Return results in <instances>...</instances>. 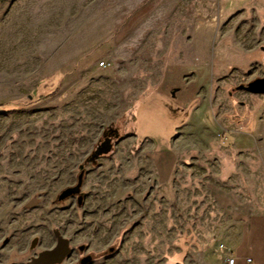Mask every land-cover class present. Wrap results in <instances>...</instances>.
<instances>
[{
    "label": "rangeland",
    "instance_id": "obj_1",
    "mask_svg": "<svg viewBox=\"0 0 264 264\" xmlns=\"http://www.w3.org/2000/svg\"><path fill=\"white\" fill-rule=\"evenodd\" d=\"M260 78L264 0H0V264L55 232L62 264L82 247L91 264H228L223 201L264 214V95L238 90Z\"/></svg>",
    "mask_w": 264,
    "mask_h": 264
},
{
    "label": "crops",
    "instance_id": "obj_2",
    "mask_svg": "<svg viewBox=\"0 0 264 264\" xmlns=\"http://www.w3.org/2000/svg\"><path fill=\"white\" fill-rule=\"evenodd\" d=\"M173 170L174 167L170 175H168V181L173 174ZM223 204L230 212V216L237 226L235 229L237 241L231 251V258L235 260L234 264H248V259H251L253 264H264L259 257L252 256V252L258 247L256 239H258L262 231L264 232V214L255 212L246 203L231 198L224 200Z\"/></svg>",
    "mask_w": 264,
    "mask_h": 264
},
{
    "label": "water",
    "instance_id": "obj_3",
    "mask_svg": "<svg viewBox=\"0 0 264 264\" xmlns=\"http://www.w3.org/2000/svg\"><path fill=\"white\" fill-rule=\"evenodd\" d=\"M240 91H245L253 95H264V78L256 79L246 86H240ZM112 145L104 149L102 152H97L96 156L99 157L102 154H108L112 150ZM94 158V156H93ZM83 168V167H82ZM83 182V173L79 176L78 185L76 187L69 188L62 192L59 196V201H63L72 195L80 192ZM58 243L52 250L42 252L38 257L32 259L28 264H62L71 253L69 241L57 234Z\"/></svg>",
    "mask_w": 264,
    "mask_h": 264
},
{
    "label": "flooded vegetation",
    "instance_id": "obj_4",
    "mask_svg": "<svg viewBox=\"0 0 264 264\" xmlns=\"http://www.w3.org/2000/svg\"><path fill=\"white\" fill-rule=\"evenodd\" d=\"M116 138H115V136H114V134H110V133H108L107 135H105V142L103 143V142H100L99 144H98V146L95 148V150L92 152V154H91V156L93 157H96L97 158V156H96V154H97V152H102L104 149H106L107 147H109V145L111 144V145H113V142H114V140H115ZM117 140V139H116ZM103 156H105L104 154H102L101 156H99L100 158L101 157H103ZM85 169H84V167L81 169V174L83 173V176L85 175V171H84ZM80 174V175H81ZM80 195V192L79 193H77L76 195H72V196H79ZM71 196V197H72ZM70 198V197H69ZM68 198V199H69ZM68 199H65V200H68ZM58 200H59V197H58ZM65 200H63V201H65ZM57 234H58V236H61L62 238H65L64 236H62L59 232H55L54 233V242H55V245L52 247V248H50V249H48V250H52V249H54L55 247H56V245H57V243H58V239H57ZM65 239H67V238H65ZM68 240V239H67ZM69 241V240H68ZM69 246H70V248H71V242L69 241ZM47 251V250H46ZM79 254H80V260H79V263L80 264H91L92 262H93V256H91V255H85V249L82 247V248H80L79 249ZM72 255V249H71V253H70V255H69V257ZM69 257H67V259L69 258ZM34 259V258H33ZM66 259V260H67ZM29 263V262H28ZM27 263V264H28Z\"/></svg>",
    "mask_w": 264,
    "mask_h": 264
},
{
    "label": "built area",
    "instance_id": "obj_5",
    "mask_svg": "<svg viewBox=\"0 0 264 264\" xmlns=\"http://www.w3.org/2000/svg\"><path fill=\"white\" fill-rule=\"evenodd\" d=\"M104 64H102V66H103ZM234 262H235V260L233 259V258H230L229 260H228V264H234ZM247 263L248 264H253V262H252V260L251 259H248L247 260Z\"/></svg>",
    "mask_w": 264,
    "mask_h": 264
}]
</instances>
